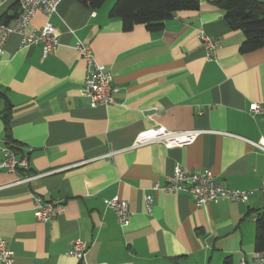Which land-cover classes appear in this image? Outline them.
<instances>
[{"label": "crops", "instance_id": "crops-1", "mask_svg": "<svg viewBox=\"0 0 264 264\" xmlns=\"http://www.w3.org/2000/svg\"><path fill=\"white\" fill-rule=\"evenodd\" d=\"M115 2L92 10L62 0L50 20L58 31L52 54L42 58L40 45L21 48L12 34L0 56V145L28 165L16 174L0 170V239L13 264H259L254 214L264 211V153L256 146L264 147V118H252L248 108L264 101V48L240 53L243 33L229 29L211 0L178 12L160 32L136 26L128 33L109 17ZM17 13L16 0H0L7 24ZM46 22L37 13L28 31ZM201 34L218 48L207 50ZM77 41L112 74L115 103L91 108L81 96L85 64ZM158 127L201 133L182 147H132ZM176 166L256 193L244 203L198 208L185 193L154 191ZM27 176L34 178L18 183ZM147 194L154 198L150 216ZM35 196L62 202L64 214L37 222ZM113 198L128 204L125 226L105 209ZM76 239L88 244L80 262L67 255Z\"/></svg>", "mask_w": 264, "mask_h": 264}, {"label": "built area", "instance_id": "built-area-1", "mask_svg": "<svg viewBox=\"0 0 264 264\" xmlns=\"http://www.w3.org/2000/svg\"><path fill=\"white\" fill-rule=\"evenodd\" d=\"M61 2L62 0H16L18 13L13 23L6 24L0 21V56L3 55L5 44L12 34L20 36L21 48L40 45L42 58L52 54L58 45V31L50 23V20L55 16L57 7ZM37 13L42 14L47 22L40 30L29 32L28 25ZM200 40L209 51H214L218 48V42L204 34L200 35ZM74 49L85 64V76L80 90L81 96L88 101L91 108L107 107L115 103L114 95L118 90L113 84L112 74L105 66L97 62L88 44L77 41ZM208 57L211 58L210 55ZM248 114L252 118L258 115L264 118V101L250 104ZM199 133L201 132L194 130L172 132L158 127L140 133L132 147L139 148L155 143L163 144L168 148L182 147L191 144ZM256 147L264 153V147ZM0 157V170L15 174L19 170H28L26 160L18 161L15 157V152L9 146L0 145ZM33 178L32 176H27L18 183H28ZM153 190L171 194L185 193L191 197L194 205L198 208L205 207L210 203L225 201L244 203L256 193L255 190L242 191L221 187L216 183L211 172H192L180 166L174 168L172 176L167 179L164 186L159 187L154 184ZM259 191L264 194V182H262ZM153 202V195L147 194L144 196L143 206L148 216L152 214ZM32 205L35 220L44 224L62 216L65 212V206L62 202H47L39 196L33 197ZM104 206L106 210L111 211L116 216L119 225L125 226L128 223L130 213L126 201L113 198L105 201ZM87 247L86 241L76 239L73 241L67 255L80 262L84 258ZM253 259L259 264H264V253H255ZM13 262V252L9 249L6 242L0 239V264H13ZM240 264L245 263L241 262Z\"/></svg>", "mask_w": 264, "mask_h": 264}, {"label": "trees", "instance_id": "trees-1", "mask_svg": "<svg viewBox=\"0 0 264 264\" xmlns=\"http://www.w3.org/2000/svg\"><path fill=\"white\" fill-rule=\"evenodd\" d=\"M83 6L96 10L107 0H77ZM224 14L230 30L240 31L244 41L239 51L251 53L264 48V3L259 0H211ZM199 0H116L109 11L110 18L121 21L122 31L128 33L136 26L148 32H160L166 21L178 12L196 11ZM3 23L7 18H0ZM7 121H5V124ZM8 143V142H7ZM12 150L16 151L13 147ZM254 251L264 253V211L254 214ZM228 259L224 264H228Z\"/></svg>", "mask_w": 264, "mask_h": 264}]
</instances>
